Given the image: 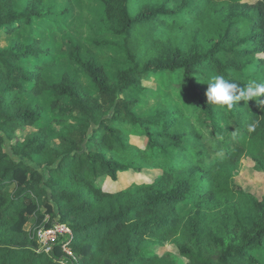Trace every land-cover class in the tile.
<instances>
[{"label":"trees","instance_id":"obj_1","mask_svg":"<svg viewBox=\"0 0 264 264\" xmlns=\"http://www.w3.org/2000/svg\"><path fill=\"white\" fill-rule=\"evenodd\" d=\"M102 25L122 37L125 61L115 80L93 58L82 60L79 48L68 53L94 85L97 98L75 77L63 74L48 83L40 57L48 55L38 37L0 49V264H59L63 253L38 252L33 232L50 228L46 216L72 231L70 247L78 264H176L175 255L140 256L148 240L170 241L184 264H260L264 247V199L244 192L232 170L249 157L264 171V104L239 101L233 108L209 104L202 84L206 71L224 75L243 88V72L264 56V0H101ZM54 17L42 0H29L23 12L13 0H0V34L15 35L35 19ZM34 59L28 68L25 63ZM167 73L193 103L191 114L161 106L137 117L138 99L121 97L140 89L149 75ZM53 92L69 101L64 111L81 123L48 134L42 107L24 95ZM264 101V96L260 98ZM121 126L139 130L147 144L135 148ZM219 138L204 142L201 130ZM8 149L5 150V146ZM33 157H37L34 161ZM143 168L161 172L159 179L131 192L106 191L103 178ZM244 202L250 213L234 226L236 245L216 256H203L181 245L189 228L196 237L209 234L202 215L187 222L178 205ZM201 215V216H199ZM204 226V227H203ZM198 229V231H196ZM174 261V262H173Z\"/></svg>","mask_w":264,"mask_h":264},{"label":"rangeland","instance_id":"obj_2","mask_svg":"<svg viewBox=\"0 0 264 264\" xmlns=\"http://www.w3.org/2000/svg\"><path fill=\"white\" fill-rule=\"evenodd\" d=\"M28 2L29 0H13V6L17 11L23 12ZM42 2L46 9L52 10L54 17L48 22L35 19L30 27L21 26L12 36L0 34V49L8 48L15 41L28 44L33 38H40L42 47L48 50V55L38 60L46 66L43 71L46 82H56L66 74L75 77L83 90L97 98L94 85L70 58L68 51L71 46H77L78 55L82 60L93 58L103 67L107 76L115 80L125 56L121 45L122 37L113 34L102 25L104 5L101 0H42ZM34 63V59H31L24 66L30 68ZM243 74L249 77L250 81L264 82V56L261 55L254 64L247 65ZM211 79L212 77L204 71L202 77L204 87L208 88L207 83ZM141 83L140 89L136 88L121 94V97L128 100L138 99V108L135 112L137 117L152 115L157 108L164 105L173 112L192 113L193 103L185 97L179 84L167 73L158 76L149 75ZM23 100L37 102L42 107L43 121L40 126H45L47 133L53 136L61 127L81 123L77 115H69L64 111L69 101L65 98L59 99L53 92L45 93L40 97L24 95ZM121 127L135 148L146 147L147 140L137 128ZM201 133L205 143L216 145L219 138L213 137L205 128ZM7 149L8 145L5 146V150ZM259 150L264 155V143L260 145ZM33 159L35 161L37 157ZM160 176V171L148 168H143L139 172L129 170L118 173L117 181L111 182L103 178L99 181V185L109 192L119 188L134 192L140 184L151 183ZM232 179L244 192L251 193L258 200L264 199V171L259 170L249 157L242 159L239 166L232 170ZM209 198H203L198 203L188 199L178 205V214L185 222L193 220L197 216V211H200L202 218L205 219L201 221L202 225L209 231L208 235L201 233L203 235L199 238L195 234L192 235L193 228H189L181 238V245L190 251H199L203 256H216L222 249L238 243L234 238L233 228L242 226L250 213L244 202L238 200L218 202ZM46 217L45 222L56 223V220ZM38 229L33 232V236ZM175 247L180 248V245L174 246L170 241L148 240L141 248L140 256L149 257L156 253L162 256L169 251L175 255L176 264H184L185 260L178 255ZM254 256L260 264H264V247L256 250Z\"/></svg>","mask_w":264,"mask_h":264},{"label":"clouds","instance_id":"obj_3","mask_svg":"<svg viewBox=\"0 0 264 264\" xmlns=\"http://www.w3.org/2000/svg\"><path fill=\"white\" fill-rule=\"evenodd\" d=\"M208 88L206 92L207 101L209 104L215 105L221 109L227 107L233 108L239 101H255L264 96V82H257L255 80L244 85L243 88L227 79L224 75H215L207 83Z\"/></svg>","mask_w":264,"mask_h":264},{"label":"built area","instance_id":"obj_4","mask_svg":"<svg viewBox=\"0 0 264 264\" xmlns=\"http://www.w3.org/2000/svg\"><path fill=\"white\" fill-rule=\"evenodd\" d=\"M34 237L39 244L38 252L49 256L56 246L63 253L59 264H78L70 247L72 231L67 225L54 223L50 228H39L35 232Z\"/></svg>","mask_w":264,"mask_h":264}]
</instances>
